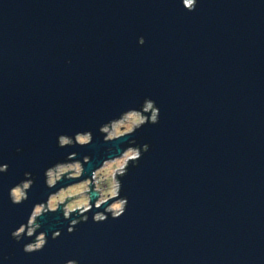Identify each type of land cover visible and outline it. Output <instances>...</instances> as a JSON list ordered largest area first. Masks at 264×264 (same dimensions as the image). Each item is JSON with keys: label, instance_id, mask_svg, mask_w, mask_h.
<instances>
[{"label": "water", "instance_id": "obj_1", "mask_svg": "<svg viewBox=\"0 0 264 264\" xmlns=\"http://www.w3.org/2000/svg\"><path fill=\"white\" fill-rule=\"evenodd\" d=\"M145 97L159 123L105 143L99 126ZM83 130L89 146H57ZM132 139L150 147L123 179L126 213L72 234L50 213L47 246L24 253L10 233L47 199L44 170L77 152L90 175ZM4 163L0 264H264V0H0Z\"/></svg>", "mask_w": 264, "mask_h": 264}, {"label": "clouds", "instance_id": "obj_2", "mask_svg": "<svg viewBox=\"0 0 264 264\" xmlns=\"http://www.w3.org/2000/svg\"><path fill=\"white\" fill-rule=\"evenodd\" d=\"M187 11H194L198 0H181ZM140 45L145 43L143 37L138 40ZM160 109L155 100L145 97L139 107L122 111L118 117L101 124L98 128L105 143H113L133 136L145 125L159 123ZM93 142L91 130L77 131L73 135L60 134L57 137V146L86 147ZM150 145H140L136 140H128V146L118 155L104 159L98 167L86 175L88 169L85 165L91 163V157L84 155L77 159V152H71L63 160L56 161L44 170V185L49 189L47 199L35 203L26 223L10 233L16 242L28 240L23 244V252L31 254L42 251L48 244V233L43 231L40 222L44 216L60 212L64 220L69 221L67 232L74 233L80 223L91 219L95 223L105 222L111 217L119 219L129 204L128 197L122 195L123 179L128 175L130 168L136 167L140 159L149 150ZM19 152L20 149H17ZM111 151V149H108ZM9 165L0 164V174L7 173ZM24 179L9 189L8 196L13 205H21L29 199V191L35 183L36 177L31 172H24ZM83 178V179H81ZM65 181H77L64 184ZM64 184L57 188L58 185ZM53 189H56L52 191ZM75 217V218H72ZM58 224L61 221H56ZM62 230L53 231L51 238H59ZM65 264H79L76 259H69Z\"/></svg>", "mask_w": 264, "mask_h": 264}]
</instances>
